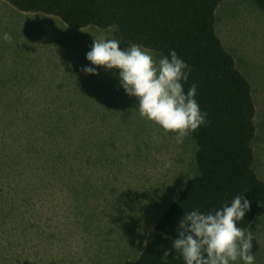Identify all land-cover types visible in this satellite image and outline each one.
Listing matches in <instances>:
<instances>
[{"label": "rangeland", "instance_id": "374dc122", "mask_svg": "<svg viewBox=\"0 0 264 264\" xmlns=\"http://www.w3.org/2000/svg\"><path fill=\"white\" fill-rule=\"evenodd\" d=\"M215 18L217 35L250 84L254 169L264 181V11L255 0H222ZM4 32L12 40L0 39V156L10 147L22 167L0 175V264L135 259L162 212L197 174L194 140L188 135L178 144L175 133L141 116L118 69L83 71L94 38L129 45L115 28L74 29L0 0ZM25 119L62 128L43 157L29 162L33 152L17 125ZM244 230L258 244L256 264H264V214Z\"/></svg>", "mask_w": 264, "mask_h": 264}, {"label": "trees", "instance_id": "16d2710c", "mask_svg": "<svg viewBox=\"0 0 264 264\" xmlns=\"http://www.w3.org/2000/svg\"><path fill=\"white\" fill-rule=\"evenodd\" d=\"M5 1L20 11L55 16L74 29L115 28L125 42L141 44L161 55L174 49L191 66L184 89L196 83V100L208 113V122L189 134L197 147V174L162 212L139 255L120 264H184L171 241L187 211H213L243 193L250 206L238 226L245 229L264 214V181L254 169L255 105L248 80L216 32L215 13L222 0ZM255 4L264 11V0H255ZM17 125L26 134V150L33 152L28 162L42 158L41 152L48 150L45 144H54L62 130L59 125H43L35 119ZM39 128L44 131L41 137L35 136ZM10 150L1 149L2 178L11 171L19 173L22 167L19 155ZM59 153L56 149L55 155ZM252 243L255 252L258 244L254 239ZM166 249L170 250L167 262L162 258Z\"/></svg>", "mask_w": 264, "mask_h": 264}, {"label": "clouds", "instance_id": "9594fccd", "mask_svg": "<svg viewBox=\"0 0 264 264\" xmlns=\"http://www.w3.org/2000/svg\"><path fill=\"white\" fill-rule=\"evenodd\" d=\"M0 39L11 41L12 36L4 32ZM120 44L116 38H94L86 53L91 63L83 71L97 74L95 66L118 69L119 84L126 94L136 97L139 114L175 133L178 144L208 122L207 111L196 100V83L187 91L184 89L191 66L174 49L156 59L152 50L141 44L130 43L124 48ZM249 206V200L241 193L213 211L185 212L178 221V235L171 241L172 248L184 264H256L252 233L238 226ZM169 251L163 252L165 262Z\"/></svg>", "mask_w": 264, "mask_h": 264}, {"label": "crops", "instance_id": "0c3cea01", "mask_svg": "<svg viewBox=\"0 0 264 264\" xmlns=\"http://www.w3.org/2000/svg\"><path fill=\"white\" fill-rule=\"evenodd\" d=\"M4 2H6V3H8L7 1H5V0H3ZM9 4V3H8ZM9 5H11V4H9ZM12 6V5H11ZM13 7V6H12ZM13 8H15V7H13ZM15 9H17V8H15ZM24 12V11H23Z\"/></svg>", "mask_w": 264, "mask_h": 264}]
</instances>
